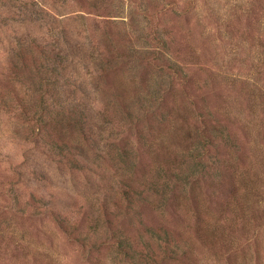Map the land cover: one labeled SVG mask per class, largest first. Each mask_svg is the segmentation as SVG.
Segmentation results:
<instances>
[{
  "label": "rangeland",
  "instance_id": "rangeland-1",
  "mask_svg": "<svg viewBox=\"0 0 264 264\" xmlns=\"http://www.w3.org/2000/svg\"><path fill=\"white\" fill-rule=\"evenodd\" d=\"M0 264H264V0H0Z\"/></svg>",
  "mask_w": 264,
  "mask_h": 264
}]
</instances>
